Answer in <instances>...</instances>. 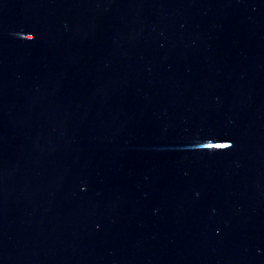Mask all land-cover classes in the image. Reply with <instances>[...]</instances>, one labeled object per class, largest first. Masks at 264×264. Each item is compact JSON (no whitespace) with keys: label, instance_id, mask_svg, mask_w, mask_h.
Listing matches in <instances>:
<instances>
[{"label":"water","instance_id":"95a60500","mask_svg":"<svg viewBox=\"0 0 264 264\" xmlns=\"http://www.w3.org/2000/svg\"><path fill=\"white\" fill-rule=\"evenodd\" d=\"M0 264H264V0H0Z\"/></svg>","mask_w":264,"mask_h":264}]
</instances>
